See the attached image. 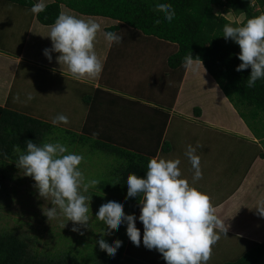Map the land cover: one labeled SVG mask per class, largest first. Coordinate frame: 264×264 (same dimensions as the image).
Wrapping results in <instances>:
<instances>
[{"label": "rangeland", "instance_id": "1", "mask_svg": "<svg viewBox=\"0 0 264 264\" xmlns=\"http://www.w3.org/2000/svg\"><path fill=\"white\" fill-rule=\"evenodd\" d=\"M23 7L9 0H0V18L9 16L11 13H17L20 9H25L27 17L31 18L33 14L30 12V8ZM72 12L79 16V13L72 11L68 7H65L63 14ZM226 16L231 21H236L239 24L245 18L244 15L236 16L231 12L227 13ZM19 17L24 22V25L22 26L21 33L16 34L14 37H9L6 34L5 23L0 22V68L6 70L8 73L10 72L9 69H11L8 76L0 77V80H10L3 87V95L6 98L5 102L8 101L9 108L24 112L30 106L23 107L21 102L25 103L27 95L31 94L34 99L25 104L30 103L33 105L34 110H29L32 116L51 121L52 118L54 119L58 115L57 110H59L60 113L72 117V126H74L72 130L80 133V128L83 124L82 119L84 120L85 118L87 108L85 107L87 104L83 96L86 93H91L93 91L92 87L87 85L88 83H85L83 80L73 79L70 72L65 69H63L64 73L60 75L56 73L57 70L62 71L56 60L59 53H51V62L44 55V50L51 49L52 47L51 39L47 37L51 27H47L46 25L44 28L46 31L39 33L36 30L35 24L28 29L32 23L31 19L25 22V16L22 12L19 14ZM98 21H100L101 27L104 24L106 27L116 23L113 19L105 17L102 18V21ZM15 26L19 29L20 23ZM27 34L28 40L23 50ZM167 43L170 44V47L166 53L171 49H174V52L177 50L178 44L168 41ZM135 49L139 53L142 51L152 52L151 55L154 58H159L156 51L158 49L155 47L147 48L142 45V48L138 46ZM19 53H24L25 59L23 62L16 60ZM55 64H58V66ZM139 71H141V68ZM204 80L206 82L204 84L205 90L207 88L210 89L212 82L206 76H204ZM17 96L20 98L19 101L15 99ZM89 97H92V95L88 94L87 99ZM175 121L178 122L173 126V130L171 128L172 132H174L173 136H168V140L172 146L171 151H169L171 154L161 151L158 158H179L181 160L179 167L182 172V178L188 179L191 183L194 170L184 153L189 144L193 147L199 145L196 154L201 158L203 179L196 182L194 186L210 196L213 206L214 204L221 203L233 190L232 185L234 187L237 186L235 182L237 181V176L231 173L233 168L231 172L229 171L226 161L220 155L226 153V147L229 146V143L225 145L226 147L223 146V148L219 146L220 144L215 145L213 149L208 143L211 141L220 142L221 140L229 142V140L204 133L199 136V133L194 130L195 127L192 124L179 119H175ZM252 123L256 128H260L258 119L255 122L252 121ZM60 125L66 129L71 128L70 123ZM60 132V134H53L52 137L56 136L57 141L65 144L70 152L84 156L80 169L86 181L89 179L99 180L97 186L89 188L88 192L84 193L89 198L88 214L90 219L88 225H76V227L80 228V231L76 232L72 230L74 227L73 222H67L62 214L48 219L44 212L46 213L48 208L52 207L51 198L47 200L41 198L34 187V180L29 176L23 175L22 170L16 166L15 161H9L0 167V232H16L30 241L33 251H38L39 253L52 252L53 254L66 249L70 245L77 244V240L80 248H85L84 244L88 243L94 246V249H100L98 241L101 237L109 243L119 239L122 241V244L125 243L127 251L130 254L137 256L141 260L152 264H166L162 254L157 250H149L143 245V224L138 219L136 226L141 231V245L139 247L135 246L128 238L126 225H121L118 230L112 229L111 231H107V226L95 217L99 207L111 199L122 201L126 214L134 213L137 218L140 215V205L138 212L135 213L136 204L132 198L126 199V189L107 190L99 188L100 183L106 180H116L117 177L113 173L123 163V159L119 158V155L115 153L95 148L93 146L97 138L95 136H90L92 138L87 139V141H90L88 144L75 143L72 145V141H70L72 137L65 134L64 131ZM57 141L52 142L55 143ZM52 142L49 141L48 143ZM248 163L249 161H245V166H248ZM263 184L256 186L257 190L254 195L251 193V202L248 201L250 203L232 201V208L228 211L221 209L224 208L223 206L219 209L214 207L215 214L227 223L228 231L224 235L217 230L220 234V239L212 247V255L208 264H223L235 261L243 256L253 243L264 241V217L258 215L255 209L260 201H264ZM242 207H244L243 210H240L241 213H238ZM65 224L66 226L64 227ZM104 228L106 229L105 232ZM81 258L79 257V259Z\"/></svg>", "mask_w": 264, "mask_h": 264}, {"label": "clouds", "instance_id": "2", "mask_svg": "<svg viewBox=\"0 0 264 264\" xmlns=\"http://www.w3.org/2000/svg\"><path fill=\"white\" fill-rule=\"evenodd\" d=\"M46 7L43 0H37L30 12L38 15ZM154 11L162 13L163 19L169 23L176 16L175 8L168 0H155ZM155 22L160 23V18ZM99 32L101 25L93 19L61 14L50 28L47 37L51 39L52 47L45 49L44 55L51 62V53H59L56 57L58 64L66 66L75 80L95 79L103 70L94 50ZM103 35L110 45L123 41V36L112 31H105ZM222 36L239 45L238 58L242 63L236 71L251 68L246 87L254 88L258 80H264V14L248 19L242 26L225 24ZM197 60L202 63L189 53L184 58L183 67L191 69ZM15 99L19 101L20 98L17 96ZM33 99L28 94L24 102ZM68 122V117L63 114L52 120L57 126ZM197 147L189 144L184 153L194 170L191 183L182 178L179 158H151L143 177L130 173L126 179V199L140 198L139 217L134 213L126 214L123 202L111 199L99 207L96 219L107 226V231L126 225L128 238L139 247L141 231L136 226L138 219L143 224V245L162 254L166 264H208L212 247L220 239L219 233L225 235L228 225L215 214L210 196L194 186L203 179ZM83 160L82 154L70 152L59 141L38 145L29 140L26 152L15 161L23 175L34 180L39 196L45 200L51 198L52 207L44 212L48 219L62 214L67 222H73L72 230L76 232L80 231L76 225L87 226L90 219L89 198L84 193L99 184L98 179L86 181L80 169ZM255 209L258 215L264 217V201H260ZM98 244L100 249L115 256L122 241L117 239L109 243L101 237Z\"/></svg>", "mask_w": 264, "mask_h": 264}, {"label": "trees", "instance_id": "3", "mask_svg": "<svg viewBox=\"0 0 264 264\" xmlns=\"http://www.w3.org/2000/svg\"><path fill=\"white\" fill-rule=\"evenodd\" d=\"M9 1L29 8L36 3V0ZM168 2L176 11L171 23L163 19L162 13L154 11L155 0H53L37 18L44 25H53L58 16L63 14L65 6L83 15L117 20L118 23L109 26L107 31L116 33L123 27H130L151 37L178 44L179 49L169 58L170 66L174 70L180 69L183 74L184 58L189 53L194 59L199 58L264 146V80H258L254 88L246 87L251 68L236 71L237 66L242 63L238 58L240 47L231 39L226 40L222 36L225 24L242 26L248 19L264 14V0H168ZM229 12L236 16L244 15L245 18L239 24L226 16ZM158 17L160 23L155 22ZM85 100L90 103L91 97L87 99L86 96ZM8 105H0V167L9 161H16L21 153L26 152V142L29 140L38 145L57 141L56 136L53 138L52 135L60 134V131L72 137V140L70 139L72 145L88 144L90 141L87 139L93 137V133L88 131L94 123H85L82 133H78L9 108ZM155 109L163 113L165 119L158 129L157 142L152 149L142 148L136 138L128 139L129 137L125 136L119 140L106 130L101 131L105 135L104 138L95 139L93 144L95 148L115 153L123 159V163L114 170L116 180H106L100 183L99 188L127 190V176L135 173L143 177L149 160L158 157L160 144L163 152L171 151V143L165 139L170 112L159 107ZM195 111L197 116L201 115L202 110L199 107H196ZM257 119L260 128H256L252 123ZM126 135L129 136L128 133ZM149 145H154V141L148 140L147 147ZM260 155L264 158V147ZM132 199L136 204L137 213L140 198ZM243 208H240L238 213H241L240 210ZM90 245L85 243V248H80L77 240V244L70 245L56 254L39 253L32 250V245L26 237L13 231L0 232V264H152L130 254L125 243L117 250L115 256L105 250L94 249V246ZM223 264H264V241L253 243L243 256Z\"/></svg>", "mask_w": 264, "mask_h": 264}, {"label": "crops", "instance_id": "4", "mask_svg": "<svg viewBox=\"0 0 264 264\" xmlns=\"http://www.w3.org/2000/svg\"><path fill=\"white\" fill-rule=\"evenodd\" d=\"M43 2L48 5L53 0H43ZM64 9L65 6L63 13ZM21 12L25 16V22L31 19L32 23L28 29L35 24L39 33L46 31L44 29L46 25L39 22L37 15L33 14L31 18H28L27 11L20 9L17 13H11L9 16L0 18V22L5 23L6 34L9 37H14L22 31L24 22L19 17ZM69 14L83 19H93L99 24L100 21L98 20L102 21L103 18L80 13L78 16L73 12ZM114 21L116 23L113 24L118 23L117 20ZM18 23H20L19 29L15 26ZM109 26L105 27L104 24L101 27V32L97 34L95 42L94 50L103 65L101 74L95 79H81L85 83L87 82L93 91L83 96L85 100L88 94L92 95L90 103L85 100L87 104L85 107L87 108L85 118L82 119L83 124L80 133H82L85 123H94V126L91 125L88 131L92 132L93 136L104 138L105 135L101 131L106 130L110 134H114V137L119 140L120 138L124 139L125 136L129 137L128 139L136 138L140 141L139 144L142 148L152 149L157 142L158 129L161 128L165 119V115L155 108L168 110L170 120L165 132V139H168V136H173V126L178 122H174V120L179 119L192 124L199 136L204 133L229 140V142L221 140L220 142L211 141L208 143L212 149L215 145L220 144L219 146L223 148L229 143V146L226 147V153L220 155L226 161L229 171L231 172L233 168L231 173L237 176V181H235L237 186L234 187L231 183L233 190L221 203L214 204V207L219 209L223 206L224 208L221 209L228 211L231 210L233 202L250 203L251 193L254 195L257 190L256 186L264 183V158L260 155L263 151V145L245 123L203 62L197 60L191 69H185L182 74L180 69L174 70L168 62L170 56L179 49V46L175 52L174 49H171L166 53L170 47L167 41L151 37L130 27H123L116 32L123 36L121 43L110 45L103 35ZM27 40L28 34L24 44L27 43ZM129 44L131 45L129 46ZM142 45L147 48H157L159 58H154L151 55L152 52L142 51L139 53L135 48L138 46L142 48ZM25 46L26 44L23 46V50ZM24 59V53H19L16 60L23 62ZM55 65L58 66V64ZM59 68L62 70L56 71L59 75L64 73L63 69L68 71L64 65H59ZM140 68L141 71H139ZM9 70L11 72V69ZM9 73L0 68V77L8 76ZM204 76L212 82L210 89L205 90L204 88L206 83ZM8 81L10 80H0V105H8V101L5 102L6 98L3 95V87ZM21 104L25 107L30 106L24 112L31 115L29 110H34L33 105L22 102ZM196 107L202 110L200 116L196 115ZM57 113L58 115L62 114L59 110ZM67 117L68 123L71 124L69 129H72L74 127L72 126V117ZM97 132L99 134L94 135ZM169 138L171 139V137ZM148 140L154 141V145L147 147ZM161 151L163 150H161L160 144L158 157ZM245 161H249L248 166H245Z\"/></svg>", "mask_w": 264, "mask_h": 264}]
</instances>
